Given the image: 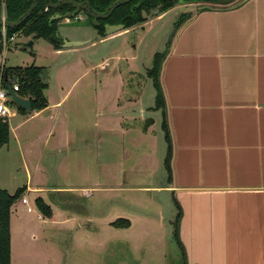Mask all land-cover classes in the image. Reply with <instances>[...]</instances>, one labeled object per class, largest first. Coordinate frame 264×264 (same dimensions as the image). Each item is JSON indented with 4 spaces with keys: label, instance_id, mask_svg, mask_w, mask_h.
<instances>
[{
    "label": "rangeland",
    "instance_id": "rangeland-1",
    "mask_svg": "<svg viewBox=\"0 0 264 264\" xmlns=\"http://www.w3.org/2000/svg\"><path fill=\"white\" fill-rule=\"evenodd\" d=\"M181 4L162 23L151 20L159 11L145 13L146 21L127 28L111 49L110 42L97 46L96 55L89 53V46L72 55L58 52L48 39L22 31L0 53V66L47 68L49 85L48 105L29 113L18 110L9 120L10 141L0 150V187L12 193L23 186L33 190L22 196L33 209L21 199L14 207L12 264H181L170 254L178 208L173 201L166 204L165 193L148 187L164 183L163 132L158 153L156 128L144 134L140 128L134 143L131 135L103 128L114 120L109 115L116 106L109 103L113 95L127 99L145 91L146 106L155 105L153 80L144 79L134 60L127 58L137 54L147 33L160 22L153 30L154 41L141 52L146 67L152 66L154 53L166 49ZM189 6L197 7L183 5ZM58 26L70 39L101 36L84 12L61 19ZM105 51L110 64L102 69L98 65ZM112 61L125 72L128 66L135 69L125 76L124 87L110 78ZM100 106L107 114L98 118ZM143 121L137 118L135 125ZM39 196L50 204L52 216L37 206Z\"/></svg>",
    "mask_w": 264,
    "mask_h": 264
},
{
    "label": "crops",
    "instance_id": "crops-1",
    "mask_svg": "<svg viewBox=\"0 0 264 264\" xmlns=\"http://www.w3.org/2000/svg\"><path fill=\"white\" fill-rule=\"evenodd\" d=\"M191 4L197 7H189L193 15L177 31L175 24L161 71L173 175L165 170L164 183L148 187L165 193L166 204L180 205L181 264H264V0ZM177 6L151 20L162 23ZM159 24L147 33L137 54L127 58L144 79L152 66L146 67L141 52L154 41ZM127 30L58 52L72 55L89 46L96 55L97 46L110 42L111 49ZM107 54H101L99 68L110 64ZM116 63L110 65V78L124 87L125 76L135 69L128 66L125 72ZM145 96L142 91L127 99L109 97L110 104L116 103L109 110L114 120L103 128L131 135L133 143L139 141L140 128L143 134L156 128L159 153L163 112L156 102L146 106ZM96 109L98 118L106 116L107 109ZM137 118L144 124L135 125ZM96 124L101 127V120ZM32 191L27 187L25 192Z\"/></svg>",
    "mask_w": 264,
    "mask_h": 264
},
{
    "label": "trees",
    "instance_id": "trees-1",
    "mask_svg": "<svg viewBox=\"0 0 264 264\" xmlns=\"http://www.w3.org/2000/svg\"><path fill=\"white\" fill-rule=\"evenodd\" d=\"M57 2L58 0H51ZM92 7L98 11H105L110 4L116 0H89ZM237 0H131L117 6L111 15L107 18H99L98 24H95L93 16H88L90 22L95 26L99 34H105V24L122 23L125 29L135 24H141L146 21L145 13L152 11L165 12L181 3H210V4H230ZM34 0H0V17L2 9L5 5L7 20H17L25 13L32 5ZM141 2V3H140ZM140 3V4H139ZM139 4V5H138ZM72 4H62L59 7H50L48 0H38V4L33 12L18 26L7 27V37L10 38L15 33L24 32L26 35L36 34L38 37H44L51 41L57 49L62 48L63 39L59 33L60 19L55 17L57 14L64 15L69 11H73ZM192 12H182L176 23V31L180 26L192 16ZM175 31V32H176ZM174 32V33H175ZM175 34H173L174 36ZM172 36V38H173ZM2 26L0 25V53L3 51L2 42ZM172 38L168 41L167 49L162 52H156L153 58V65L148 70V75L153 79L154 86L157 91L156 107L161 108L163 112L162 127L165 131V138L168 143V152L165 160V165L170 177L173 175L172 169V153H173V138L170 131L168 113L166 107V98L163 85L161 82V71L163 62L168 54L169 46L172 43ZM44 67L37 65L6 67L4 66V77L6 75L13 76L21 85L18 93L22 96L32 99L33 109H42L48 105V100L45 95V89L48 88V83L43 81ZM1 73V70H0ZM17 105V103H16ZM20 112L26 113V109L17 105ZM11 128L8 120L0 118V150L10 141ZM26 186L19 187L15 192H10L6 188L0 187V264H12V232L11 219L12 208L19 199L22 198L26 191ZM37 206L42 209L47 215L52 216V208L46 203L42 197L35 199ZM179 209L177 219L175 221V237L178 245L182 249L185 261V251L180 240V218L181 209L176 201ZM128 219H125V221ZM119 221H117V224ZM128 223V222H127ZM186 264V263H184Z\"/></svg>",
    "mask_w": 264,
    "mask_h": 264
},
{
    "label": "water",
    "instance_id": "water-1",
    "mask_svg": "<svg viewBox=\"0 0 264 264\" xmlns=\"http://www.w3.org/2000/svg\"><path fill=\"white\" fill-rule=\"evenodd\" d=\"M48 1H49L50 6L56 7V8L62 4H67V3L72 4L74 6L73 11H69V12L65 13L64 15L58 14V16H57L58 18H63V17L64 18H75L78 14L81 13L82 10H86L88 15H91L94 17L95 24H98L99 18H107L117 6H119L120 4H122L124 2H128L131 0H116L112 4H110L109 7L103 12H100V11L94 9L91 6L89 0H58V2H56V3H52L51 0H48ZM37 4H38V0H34L31 7L25 13H23L17 20L10 21V20H3L0 18V25H5L8 27H15V26L20 25L33 12V10L36 8ZM183 4H185V3H183ZM189 7H192V6H189ZM189 7L184 8L182 6L183 10L181 11V13L182 12H189L190 11ZM105 28H106L105 34L110 35V34H113V33H116V32L123 30L125 28V25L122 23H117V24L106 23ZM101 36H104V35H101ZM89 40H94V38L93 39L89 38L86 40H68V39H65V43L63 46L64 47L82 46L85 43H88ZM31 44H32V42H31ZM158 52H162V51H158ZM153 58H154V56H153ZM42 76H43L44 83H48V69L47 68L43 69ZM153 85H154V83H153ZM7 87L9 89L11 95L13 96L14 101L17 103L18 106L25 108L28 113L33 110L32 99L30 97L22 96V95L18 94L17 92L13 91L10 84H8ZM156 95H157V91H156ZM162 121H163V117H162ZM162 121H161V128H162V132L164 135V142H165L166 138H165V131L162 127ZM165 145L167 146V151H166V155H165V160H166V156H167V152H168L167 141L165 142ZM165 168H166V165H165ZM166 170H167V168H166ZM174 223H173V233H172L171 238H170V240L172 241L171 242V252H170L172 258H176V257L181 256V250H180V247H179L178 242H177L176 237H175V224Z\"/></svg>",
    "mask_w": 264,
    "mask_h": 264
},
{
    "label": "built area",
    "instance_id": "built-area-1",
    "mask_svg": "<svg viewBox=\"0 0 264 264\" xmlns=\"http://www.w3.org/2000/svg\"><path fill=\"white\" fill-rule=\"evenodd\" d=\"M0 18L3 20H7L5 5L2 9V16ZM1 26H2V36H3L2 38L3 51L2 52H4L5 48L8 47L9 42L16 38L17 33H15L13 36L8 38L7 37V27L8 26H5V25H1ZM4 61H5V56L3 58V62ZM0 70H1V73H0V118L9 121L13 116L17 114L18 108L7 85L10 84L13 91L17 93L20 90L21 85L15 77L11 78V76H8V75L4 77V74H3L4 65L0 66ZM21 202L24 204H27L29 210L33 209V207L29 204V199L27 196L22 197ZM40 217H42V215H40Z\"/></svg>",
    "mask_w": 264,
    "mask_h": 264
},
{
    "label": "flooded vegetation",
    "instance_id": "flooded-vegetation-1",
    "mask_svg": "<svg viewBox=\"0 0 264 264\" xmlns=\"http://www.w3.org/2000/svg\"><path fill=\"white\" fill-rule=\"evenodd\" d=\"M51 2H52V1H51ZM57 2H58V1H57ZM89 2H90V1H89ZM52 3H56V2H52ZM140 3H141V2H140ZM140 3H139V4H140ZM90 4H91V3H90ZM49 6H50V5H49ZM91 6H92V5H91ZM176 6H177V5H176ZM50 7H52V6H50ZM81 12H84V14H86L87 18H88V16H91V15H88V13L86 12V10H82ZM100 12H103V11H100ZM78 15H79V14H78ZM78 15H77V16H78ZM110 15H111V14H110ZM110 15H109V16H110ZM57 16H58V14H57L55 17H57ZM77 16H76V17H77ZM109 16H108V17H109ZM57 18H58V17H57ZM63 18H64V17H63ZM63 18H59V19L61 20V19H63ZM78 18H79V17H78ZM93 18H94V17H93ZM64 19H65V18H64ZM66 19H69V20H70L71 18H66ZM109 24H110V23H109ZM116 24H117V23H116ZM59 33H60V32H59ZM98 33H99V32H98ZM60 35H61V34H60ZM61 37H62V39H63V43H62V46H63L64 43H65V37H63L62 35H61ZM179 260H180V257H176V258H175V261L178 262ZM179 262H180V261H179Z\"/></svg>",
    "mask_w": 264,
    "mask_h": 264
}]
</instances>
